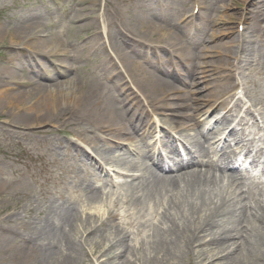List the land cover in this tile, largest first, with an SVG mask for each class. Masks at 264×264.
<instances>
[{
	"label": "bare ground",
	"instance_id": "bare-ground-1",
	"mask_svg": "<svg viewBox=\"0 0 264 264\" xmlns=\"http://www.w3.org/2000/svg\"><path fill=\"white\" fill-rule=\"evenodd\" d=\"M186 1H178L177 4L183 6L181 10L170 1L158 10L153 0H140L135 6L126 3V0H119V3L112 6L110 0H105L104 19L101 21L98 17H93L94 6L86 5L89 2L83 0L76 19L90 20L92 23L86 22L76 27L90 30L94 26L100 29L103 25L104 30L103 34L95 35L92 48L72 45L68 38L64 41L63 36L68 33L66 29L47 33L46 29L51 26V22H46L44 14L38 10L31 14H20L16 17L12 16L10 20L5 18L0 21V37L11 36V45L18 44V46H11L12 57L0 65L1 107L16 108L24 102L23 106L27 113L15 114L17 123L21 126L42 124L50 119L67 123L71 119L81 124L89 136L88 139L83 131H75L85 136L83 138L74 136L82 140L79 145L73 144L79 150L77 152L75 149L76 154H73L70 141L64 143L60 140L51 143L41 153L42 159L48 162H58L59 155H62L69 164L73 163L79 167L80 175L82 174L83 177L80 185L71 195H60L50 201L58 211L51 206L42 210L39 206L21 205V201L14 207L15 211H25L27 215L37 214L39 217L35 226L39 233L28 240L40 239L48 242L49 245L50 242L59 244L58 250L50 249L45 244L41 250L37 249L38 251L30 247H26L25 250L23 247L21 250L24 256L30 258L42 256L45 260L57 264H75L70 252L82 250L80 240H83L91 244V248L86 249L84 254L89 259L93 257L94 260L101 261L99 264H110L111 255L117 259L118 257L122 259L124 254L127 257L132 251L131 245L126 242L130 236L129 231L120 227L118 223L117 229L104 231L105 226H111L112 219H115L120 209L125 206L128 209L130 203L137 210V219L129 222V225L137 224L141 229L138 230L140 234L138 233L136 237L137 244L133 253L138 249L140 253L147 252L148 261L158 264H179L186 257L196 256L199 259L198 264H232L226 258L229 253L235 251L234 258L240 260L242 264H264V202L253 198V202L248 205L245 198L236 199L235 192L224 182L227 175L212 163L207 165L198 163L191 170L186 167H177L172 170L174 172L172 177L158 178V174L152 167L142 160L143 157L154 159L153 167L159 170L163 169L165 163L161 152L158 154L151 150L147 152L141 146L142 140L154 139L148 117L150 110L137 113L139 110L135 107L133 113L131 108L134 102L126 104L124 99L117 95L120 86L130 85L132 80L141 92L148 94L146 97V102L149 103L148 109L151 107L150 103L156 100L159 108L174 110L176 113L179 106L172 101L175 97H166L173 90H165L164 87L168 86L165 79L155 75L136 61L129 51L131 48L126 40L130 35L143 37L150 34L152 37H157L158 42L165 47L173 50L182 48V52L188 54L189 51L182 45L181 39L187 36L189 26L179 22L180 17L188 10L189 5L186 6ZM241 1L244 4L249 0ZM261 2L264 5V0ZM192 4H194L193 7H201L200 0H194ZM227 7L230 8V4H225L222 8ZM54 10L45 5L46 12L51 14ZM231 16L229 14L227 18ZM194 17L193 15L192 19ZM231 29L230 26H226L220 31L213 32L209 40L216 35L230 34L232 36ZM103 36L109 40L120 64L131 78L130 81L122 72L115 76L111 86L103 81L113 76L116 67L105 49L97 47ZM65 42L68 45L66 49H64ZM26 44L34 47L27 46L31 48V52L35 53L31 55L32 60L39 63L36 69L33 68L30 71L28 70L29 61L26 63L19 61L18 63L21 64L18 68L17 63L15 65L13 62L19 60L21 54H25V48L22 49L19 45ZM50 45L54 46L50 48ZM95 49L100 51L102 56L101 73L93 77L76 75L69 79L68 72L72 68L79 70L81 67L78 62L88 57ZM236 53L244 60L251 61L252 65L259 69L256 78L251 86H248L247 82H237L230 88L223 86L217 89V94L222 96L238 85H243L245 97L249 102L251 101L255 109L252 116L258 119L255 126L264 127V28L260 27L259 23H250L243 34L233 36L223 51L224 62L230 63L231 55L234 56ZM54 57L71 58L74 64L71 67L57 64ZM198 57L199 54L188 56L191 67L201 64L196 62ZM46 59L51 60L55 67L48 65ZM240 65L242 68L245 66L241 60ZM30 72L32 75H29ZM199 72L202 73L198 75L200 78L205 75L210 77L208 69ZM162 74L167 75L168 70L162 71ZM222 78L224 81L230 80L228 74L221 75ZM22 86L25 90L6 95L9 89ZM157 88H163L162 98H155L154 92ZM54 90L57 91L54 93ZM33 91L37 92L34 102L29 99L26 103L25 99ZM122 92L121 96H124ZM29 104L33 108L27 110ZM221 105L227 107L228 101L222 102ZM187 109H189L188 106ZM165 112L167 111H162L164 115ZM226 120L225 118L222 121ZM179 129L187 144H190V148L186 151H193V153L200 151L204 141L196 136L190 137L189 131L196 129L190 122V114L185 115L183 120L178 122ZM169 135L165 132V138ZM205 139H207L206 136ZM161 143H165L169 154H177L169 139ZM86 146L93 150L97 159L89 156L85 150ZM132 153L135 158L131 157ZM261 157H264V153L256 154V161ZM120 165H128L129 171L138 170L141 173L132 186L135 191L122 194L120 187L102 191L93 187V179L98 177L97 169ZM262 171L263 168L260 169V172ZM127 177L128 173L123 178ZM106 182L112 183L110 180ZM23 189L24 184L21 186L12 184V187L0 184V194L7 193L13 197H16L18 192L25 191ZM248 192L254 193L250 189ZM127 196L132 198L127 201ZM29 199L30 195H27L24 196L23 201H29ZM89 200L96 204L93 212H88L89 216L86 217L81 215L77 217L80 211L77 205L88 203ZM14 216L15 219H13ZM27 218L24 215V220L20 223L21 225L24 223L23 232L29 231L30 226L33 225ZM17 219L18 215H13L7 221ZM58 221L65 223L66 227L61 229L57 227ZM152 227L156 228H153L151 233ZM8 231L9 229H0V243L4 242L1 236ZM29 236L30 234H26L23 239L26 240ZM237 259H232L234 264ZM129 261L133 263L132 259Z\"/></svg>",
	"mask_w": 264,
	"mask_h": 264
},
{
	"label": "rangeland",
	"instance_id": "rangeland-1",
	"mask_svg": "<svg viewBox=\"0 0 264 264\" xmlns=\"http://www.w3.org/2000/svg\"><path fill=\"white\" fill-rule=\"evenodd\" d=\"M46 2L47 0H33V4L37 6H42L41 2ZM73 0H62L61 4L65 5L68 4ZM89 3H86L88 6H94L95 13L93 14V17H98L101 21L104 19L103 15V8L105 5V0H87ZM111 5L114 6L117 3H119V0H110ZM161 1V0H160ZM228 1L227 4H230V8H222V2L220 0H209L210 3V11H207L206 8H203V13L209 12L212 18L215 20V25L213 24L211 26L212 29H217V31H220L224 29L226 26H230L232 29L231 31L236 32L238 31V19L241 18L246 12L247 9L251 6V2H254L256 0H249L248 2L243 4V1L241 0H226ZM127 3V0H126ZM50 4L54 6L53 0L50 1ZM43 7V6H42ZM32 9L30 4L26 2V0H0V21L7 18L10 20L12 16H18L22 12H26L28 10ZM57 14H63V9L60 7L57 8ZM232 15L231 17H228V15ZM48 20H50L52 23L54 22V17H47ZM47 22V21H46ZM83 21L77 20L72 21L71 25V34L72 40H79L80 42L86 41L89 34H87L86 31L80 30V29H74V24L82 23ZM88 22L92 23L90 20ZM261 24H263V20L261 21ZM237 26V28H236ZM10 27V26H8ZM96 27V26H94ZM245 27V24H244ZM67 29V28H66ZM48 32H55L58 31V29L53 25V27H47L46 29ZM202 36H205L203 34ZM146 41H148L151 45H158L157 37H152L150 34L143 36ZM228 35L220 36L218 35L213 41L211 42H199L195 49L200 50V47L202 45H207L210 47L208 52V55H206V58H203L206 63H204V66L209 67H217L221 66L222 62L217 61L219 59L218 56V49H222L223 47H219L223 44V42L229 41ZM48 38V37H44ZM63 40H66V37L63 36ZM11 36H5L3 38L0 37V65L4 63L6 59L9 57H12V47L11 46H18V44L11 45ZM10 45V46H9ZM27 46H31V44L26 45H19V47L27 48ZM54 45H50V48ZM29 50V48H27ZM26 49V50H27ZM31 49V48H30ZM33 50V49H32ZM212 52V53H211ZM176 53L181 54V51L179 49L176 50ZM20 58H23L22 56ZM56 61L60 64H63L65 66L69 65V59L68 58H61V57H55ZM137 60L140 62V58H137ZM233 61V58L231 59ZM16 65L17 61H13ZM232 62L230 63V65ZM227 65V66H230ZM17 73H19L17 71ZM248 77V75H247ZM174 83L178 86L180 85V82L177 79H172ZM183 88V86H182ZM137 92L138 90L134 88ZM165 90H173L175 91V88L168 84V86L164 87ZM20 90H25V87H16L14 89H9L6 92V95L12 94L14 92H18ZM163 88H157L154 92L155 98H162L163 95ZM57 90H54L55 93ZM174 91L171 93H168L167 96H174ZM187 95L191 94L190 88H185ZM182 92V89L176 94L180 95ZM207 91H204L202 93H206ZM35 93V94H33ZM139 93V92H138ZM146 96L148 94L146 92H142ZM37 92L33 91L29 97H25L26 103L31 99L36 97ZM22 101V100H21ZM34 102V101H33ZM24 104V102H23ZM23 104L19 107H13L9 106L7 109H3L0 105V184L10 186L12 187V184L20 185L24 184L25 191L18 192L16 197L10 196L7 193L0 194V229L5 228L9 229L8 232L4 234V236H1L4 238V242L0 243V264H57L54 262H49L44 259V257L40 256L38 258H30L28 256H24L22 253V248L26 250V247L32 248L34 251H38L37 249H40L45 244L46 247H49L50 249L58 250L59 244L56 242H50V245L48 242H43L40 239L35 240H28L30 237H34L39 231H36L35 226L36 220L39 218L37 214L33 215H27L25 211H15L14 207L17 205L19 201H21V205H34L39 206L42 210H45L48 206H51L53 209L57 210L54 206L51 205L50 198L57 195L58 193H61L62 190L65 189H71L74 188L77 185V180L79 179V176H74L75 169L70 168L67 171H61L58 168L54 166V162H49L48 165H46L41 160V148L42 147H48L51 145V143H56L57 140L63 141L66 143L67 141L76 140L74 136H80L81 138L85 137L89 139V136H87L83 126L79 123L74 122L73 120H69V122L65 123L66 121L61 120H53L50 119L48 121H45L42 124L37 125H23L17 123L15 114L18 115V112L20 114L24 115L26 112ZM181 104V103H179ZM33 106L30 104L27 107V110L32 109ZM64 122V124H62ZM31 124V123H30ZM81 130L83 131L84 135L80 133H76L75 131ZM39 134H45L44 136H40ZM21 190V189H20ZM30 195L29 201H23L24 196ZM26 198V197H25ZM86 205L79 206L78 209L80 210L78 213L79 217L80 215L83 217L89 216L87 214L88 212H93L96 204L93 201H88V203H85ZM24 210V209H23ZM58 211V210H57ZM17 212V213H16ZM18 215V219L16 221L11 220L10 222L7 221V219L10 216ZM24 215L27 216L33 225L30 226L29 231L23 232L22 229L25 227L24 223L21 225L20 223L24 220ZM116 216V215H115ZM15 219V216L13 217ZM111 222V221H110ZM61 223V224H60ZM116 220L112 219L111 226H105V231L107 232L110 229L116 228ZM221 224V223H220ZM66 224L61 222H57V227H64ZM112 225L114 227H112ZM66 227V226H65ZM153 228L151 229V233ZM117 229V228H116ZM27 230V228H25ZM26 234H30V236L24 240L23 237ZM140 234V233H139ZM131 235V234H129ZM138 233L132 234L128 237L127 243L131 245L130 253L127 255V257L122 256V259L118 257H114V255H111L109 260L110 264H158L154 263L153 261L147 260V252L142 251L140 253L139 249L138 251L133 253V249L137 244L136 237ZM84 242V243H83ZM80 247L82 250L80 251H74L70 252L71 258L74 261L75 264H99L101 261L95 259L93 257H89L84 254L86 249L91 248V244L88 241L80 240ZM253 249L255 247H252ZM80 249V248H79ZM21 250V251H20ZM39 250V251H40ZM87 251V250H86ZM239 251V250H238ZM235 251L233 253H229L227 260L231 261L232 264H234L232 259H237L235 257ZM140 255H143L140 257ZM24 256V257H21ZM232 257V258H231ZM129 259H132L133 263L129 261ZM216 262V260H214ZM199 259L196 256H193L191 258H184L182 259V262L179 264H198ZM208 263V262H207ZM235 264H242L240 260L237 259L235 261Z\"/></svg>",
	"mask_w": 264,
	"mask_h": 264
}]
</instances>
